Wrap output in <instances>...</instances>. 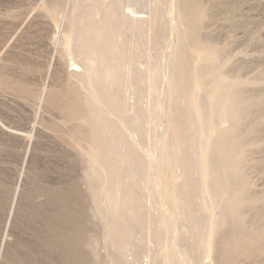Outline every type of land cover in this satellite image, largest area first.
<instances>
[{
    "label": "rangeland",
    "instance_id": "obj_1",
    "mask_svg": "<svg viewBox=\"0 0 264 264\" xmlns=\"http://www.w3.org/2000/svg\"><path fill=\"white\" fill-rule=\"evenodd\" d=\"M77 1L0 0V264H191L183 250L264 264V0H104L136 89L123 75L115 102L93 106L102 120L65 44ZM103 140L116 165L138 166L123 184L140 202L125 258L107 237L118 190L91 163Z\"/></svg>",
    "mask_w": 264,
    "mask_h": 264
},
{
    "label": "bare ground",
    "instance_id": "obj_2",
    "mask_svg": "<svg viewBox=\"0 0 264 264\" xmlns=\"http://www.w3.org/2000/svg\"><path fill=\"white\" fill-rule=\"evenodd\" d=\"M77 2L78 4L80 3V5L77 4V6L73 8V15L70 17V30L66 35L65 44L66 46L74 50L78 54V56H80L81 62H79L78 64L74 63V68L71 69V71L72 74L80 80L87 96H92V98L88 99L89 102L92 103L90 104V106L92 105L91 114L96 118L101 119L97 116L96 113L99 112V114L103 116L102 114H104V111L103 109L99 108L97 111L95 108L93 109V106L95 107L94 104H96L98 107H101L103 104L105 105V103L112 104L113 102H115L116 89L120 88L121 90H123L127 88V83H125L123 75L134 76L135 66L134 64L124 66V63L120 57L122 48L117 43L119 41V34H109L108 31L104 28V17H107L108 20L115 19L114 12H110L109 10H107V13L104 16V8H107L109 4L104 3V0H80ZM127 8L128 10L122 8V14L128 15V13H132L130 11V8ZM127 15H125L126 18H129V16ZM111 53L112 61L109 59V55H111ZM133 80L134 82H131V88L135 90V76ZM171 83L173 82L171 81ZM104 95L106 96L104 97ZM224 111L226 112L223 114L224 117H227V115L229 116L231 114V109L229 106H226ZM195 112H197V110H195ZM197 114L199 115V113ZM198 115H196V117H198ZM121 125L125 127L124 122H121ZM105 131L106 130L104 129V132ZM111 141L112 140L110 139V142ZM97 146V151L100 156H102V158L100 156H96L97 158L91 161V163L93 167L104 165L106 169L105 175L108 177L110 186L113 188L115 187L118 190V197L114 198L111 191L109 189H106L108 199L111 201V204H113L114 207L113 212L111 213L112 222L107 227V237L111 241L112 245L119 249V255L125 258L129 251L127 247L132 246L133 243V241H131V239L129 238L128 231L132 228L135 220L137 219L136 216L134 217V214L140 209V202L134 200L130 189H123V184L125 179L127 178V172H135L138 166L136 161L134 162L133 159L129 157V154L124 159H121L119 161L120 166L116 165L115 160L112 158L109 151L110 145L107 144L105 140L99 141V143H97ZM216 153L217 162L225 168L230 158L232 157V154L234 153V149L232 148V145L226 142L222 134L219 136L217 141ZM98 157H100L101 160H99ZM211 159V161L216 160H214V158ZM205 160L207 159L205 158ZM207 170H209V168H207ZM185 176L187 175L184 173L181 175L182 178ZM144 189L148 190V186H146V184L144 186ZM101 192L102 194H104V187ZM93 197L96 202L97 200L99 202V197L97 194H95ZM102 218L104 219V215H102ZM166 224L167 223L164 218H162L161 220H156L150 226V230H156L162 228V226L166 227ZM176 232L177 230H175V232L170 236L171 245L173 244L174 248L178 247L180 242L179 236L175 235ZM205 234H207V232L202 233L200 246H205V252L208 254L211 251V246H206V241L203 237ZM127 237L129 238L128 240H126ZM158 245L164 247L165 249H163L166 250L167 244L165 242L162 243L160 240ZM149 252H151V256V254L153 253L152 250H149ZM181 255H184L185 259L187 261H190V263L192 264V260L186 251L183 250V253H181ZM126 264H139V259H136L133 263L130 262Z\"/></svg>",
    "mask_w": 264,
    "mask_h": 264
}]
</instances>
